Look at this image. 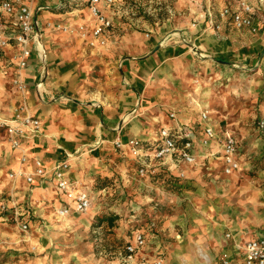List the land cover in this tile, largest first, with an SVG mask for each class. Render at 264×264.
Returning a JSON list of instances; mask_svg holds the SVG:
<instances>
[{
    "label": "rangeland",
    "instance_id": "374dc122",
    "mask_svg": "<svg viewBox=\"0 0 264 264\" xmlns=\"http://www.w3.org/2000/svg\"><path fill=\"white\" fill-rule=\"evenodd\" d=\"M4 1L0 0V20L6 28L0 35L9 40L4 45L0 44V115L6 116L11 112L17 114L21 104H27V88L23 91L20 85L24 81L21 70L27 66L28 61L25 66H21V45L17 41L20 33L16 14L18 2L14 3V11L7 12L2 7ZM175 1L124 0V7L143 9L144 17L150 22L158 19L161 22L171 19L170 16L176 11ZM36 2V6L53 3L52 8L47 10L49 11L47 17L45 11H41L44 15L37 17L35 15L38 28L29 35L30 50L36 49L40 53L37 49L38 41L51 44L57 53L61 45L81 42L88 48H83L85 55L101 54V50L107 45L106 39L104 44L91 46L89 39L81 36V25L89 26L93 19L88 8V0H36ZM179 2L180 7L186 9H184L186 14L183 15L189 18L186 24L192 31L188 34V28L168 26V30L161 34L163 36L160 37V45L149 52L151 55L165 45L183 44L191 56L193 77L187 81V87L190 89L188 92H181L185 96L184 108L177 110L176 114L171 112L175 114L174 117L166 112V118L172 119L174 125L160 123L155 128L153 137L149 139L134 136L124 140L122 135L110 132L107 140L103 142L110 145L115 152L114 158L108 154L109 160H101L99 165H92L88 161L90 158L88 154L91 153L89 150L99 146L94 144L95 141L89 142L85 146V151L80 150L77 153V155L83 153L81 158L86 169H81L80 162H74L73 167L71 164V178L75 184L89 193L92 206L85 212L68 215L70 217L65 220L61 219L64 215L60 213L63 206L57 207L55 199L36 201L32 208L33 213L31 212L27 221L22 222V216L17 213L20 212L18 208L14 209L12 215L11 211H8L10 206H18L23 210L28 208L23 200L28 195L30 198L33 186L22 185V190L29 191L27 193L21 189L15 190L14 187L7 188L8 180L11 181V186L15 182L11 179L15 175L11 176L13 173L10 168L0 170V264H155L159 261V264H216L219 260V257H215L216 247L206 249L210 257L214 255L211 260H206L205 256L195 251L182 253L181 244L185 240V233L205 229L211 231L209 225L216 226V217L222 215V212L224 214L232 212L231 210H237L241 219L244 218V211L256 214V228L259 229L257 231L264 228L263 218L260 217L264 215L262 204L255 203L254 200L239 201L236 194L238 191L232 190L239 189L238 183L249 182L253 185L252 192L258 194L256 200H260L259 195L264 192V135L257 128V120L264 117L261 108L264 104V83L261 85L260 81H255L253 77L261 70L260 76L264 80L262 73L264 48L260 54L263 59L256 58L255 64L243 68V63H236L237 67L232 71H225L223 77L219 75L211 78L209 76L211 73L204 67L208 65L206 60L213 58L205 55L196 38L201 33L196 32L199 30L197 23L204 16H200L199 12H203L207 17L208 25L204 23L203 30L219 32L227 26L232 30L244 29L247 35L264 32V0H249L254 7L252 26L240 29L234 25L231 15L221 14L223 8L227 6L232 10L238 9L239 0ZM33 4L30 5L33 7ZM83 8L87 9L88 17L78 21V12ZM160 22L157 21L158 24L155 25H160ZM13 25L16 27L14 30ZM146 32L148 30L144 31ZM202 39L200 37V40ZM14 46L19 51L12 54L6 51V48ZM221 63L230 66L233 62L224 59ZM82 77L84 80L80 84L81 89L87 94L80 97L83 98V103L94 105L96 101L93 98L94 91L98 85L106 81L107 76L102 75L98 68L92 67L90 72L86 71ZM124 82L127 83L125 80ZM24 83L27 87V83L25 81ZM208 92L209 97L212 94L218 98L219 102L215 103L219 104L216 105L218 112L211 113L209 108H204L203 100L208 98H206ZM221 111L224 112V116L230 115L236 124H240L236 134L239 170L226 173L224 168H220L219 176L215 177L214 181L209 180L208 176H201L200 180H195L191 171L198 167L197 163L181 164L177 167L178 172L173 174L166 166L157 163L160 159L153 157V147L159 140L162 128L177 129L180 134L191 132L192 149L198 163L199 159L213 155L214 153H210L209 144H203V126L205 123L213 125L214 116H218L223 120L216 124L220 129L226 128V119L219 115ZM202 112L209 114L208 121L202 119ZM179 114H182V117ZM117 138L121 142L120 146L116 144ZM0 139L7 140L11 147L7 135L6 140L1 136ZM132 139L138 140L139 144L136 146L130 144ZM260 142L263 145L261 149ZM147 145H150L151 151L147 150ZM221 149L219 146L218 152L221 153ZM142 168L145 169L143 173ZM229 178L236 184L230 185ZM222 184L226 189L225 200L217 202L219 191L216 187ZM28 205L31 206L32 203ZM26 214L23 217H26ZM22 223L27 224V229L22 228ZM138 232L143 233L145 243L138 248L133 260L126 261V246L133 243V234ZM144 233L148 236L153 235L160 243L159 248L153 253L148 248L143 251L145 246L149 244L150 248L153 244L149 243V238ZM178 233L181 234V238L177 237ZM227 234L229 233H224L225 237Z\"/></svg>",
    "mask_w": 264,
    "mask_h": 264
},
{
    "label": "crops",
    "instance_id": "0c3cea01",
    "mask_svg": "<svg viewBox=\"0 0 264 264\" xmlns=\"http://www.w3.org/2000/svg\"><path fill=\"white\" fill-rule=\"evenodd\" d=\"M179 1L181 0L175 1V5L178 7L176 6L175 13L170 16L171 19L161 22L160 19H156L160 25H155L158 24L155 20L150 22L146 19L143 9L124 7V0H114L111 5L101 3L102 11L112 22V26L105 36L107 45L101 50V54L85 55L83 48H88L85 43L81 42L61 45L58 53L53 50L51 44L46 42L37 48L40 53L36 49L31 50L32 55L30 54L27 59V66L22 68L21 76L28 85L26 91L28 112L40 119L41 131L37 136L23 138V150L27 156L26 162L20 161V152L10 147L6 140L5 129L0 127V136L6 140L0 139V170L7 167L15 174L14 178L11 177L15 182L11 186V181L8 180L7 188L14 187L15 190H22V185L33 186L30 198L28 195L23 200L28 208L23 210L18 206H10L8 211L10 210L12 215L14 209L18 208L19 210H17L20 212L17 213L22 216V222L27 221L33 213V205L35 206L36 201L40 202V200L55 199L57 207L60 208L61 205H64L65 198L57 189L54 181L39 177L35 178L33 183H28L25 180L24 175L34 170V159L38 158L46 164H51L54 161L68 158L71 177V164L73 167L74 162H80L81 169H86L83 167V159L81 158L83 153L78 155L77 153L80 150L85 151V146L89 142L95 141L94 144L99 146H94L89 150L91 153L88 154L90 156L88 161L92 165H99L101 160H109L108 154L113 155L114 158L115 152L110 145L103 142L107 140V135L110 132H113L114 135H122L124 140L134 136L149 139L153 137L155 128L160 123L169 124V126L174 125L172 119L166 118V112H175L176 114L177 110L184 108L183 99L185 96L181 92H188L190 89L187 87V81L193 77L190 65L191 56L188 55L189 52L183 44L165 45L151 55L149 52L160 45V37L163 36L161 34L168 30V26L188 28V34L192 31L186 24L189 18L187 15H183V13L186 14V9L180 7L181 2ZM52 3L40 5L44 9L36 11V17L42 14L41 11L47 12L45 14L47 17L49 12L47 10L52 8ZM36 5L37 2H34L33 6ZM75 13L77 14V11ZM78 14V21L88 17L86 8L80 9ZM199 14L204 16L197 23L199 30L196 32L200 31L201 33L196 38L200 42V47L204 49L205 55L213 58L206 60L208 65L204 67L208 73H211L209 75L211 78L219 77V75L223 77L226 74L225 71H232L237 67L236 63H243L242 67L246 68L247 65L255 64L256 58L263 59L260 54L264 48V32L247 35L244 29L243 31L232 30L227 26H224L219 32L203 30L204 23L208 25L207 17L203 12H199ZM168 21L170 22L168 23ZM15 28L13 25V30ZM145 30L148 32L144 33ZM146 34L148 36H145ZM200 37L203 39L200 40ZM6 51L12 54L19 50L14 46L6 48ZM232 56L235 58H231ZM224 59L233 63L230 66L226 65V67L225 64L221 63ZM92 67L98 68L102 75L107 76L106 81L98 85L94 91L93 98L96 100L94 105L93 103H83V98L80 97L87 94L85 90L81 89L80 84L84 80L82 76L85 75L86 71L89 70L90 72ZM262 73L264 76V59ZM260 75H262L261 70L253 77L262 85L264 80ZM40 84L41 86L38 87ZM209 92L206 96L208 98L203 100L204 108H209L211 113L218 112L216 105L219 104L215 103H218L219 100L211 93L209 97ZM261 108L264 111V104L261 105ZM132 112L134 113L131 114ZM15 114L11 112L6 116L0 115V122H11L14 120ZM219 115L224 116V112L221 111ZM179 116L182 117V114ZM214 117L215 120L213 119L214 122L211 125L216 135L209 140L208 145L210 153L214 154L199 159V163L197 161L198 167L191 171L195 180H200L201 176H208L209 180L214 181L215 177L219 176L218 171L221 170L220 168H224L222 154L218 152L223 141V132L228 130L235 138L238 133L237 128L240 124H236L230 115L224 116L227 126L224 129H220L217 125L223 119L218 116ZM259 147L260 149L263 147L261 142ZM146 148L150 150V145H147ZM157 163L166 166L172 174L178 172V166L186 164L178 153L165 156ZM231 179L229 178L230 185L236 184ZM197 185L200 184L197 183ZM75 186L78 189L82 188L77 184ZM224 187L223 184L216 187L219 191L217 202L225 200L226 189ZM237 187L239 189L232 190L239 192H236L239 201L254 200L255 203L262 204L264 209V192L259 195L260 200H256L258 194L252 192V184L242 182L238 183ZM22 192L27 193L29 191L26 189ZM90 199L92 206L91 196ZM30 203H32L31 206L28 205ZM231 211L227 214L222 212V215L217 216L216 226L210 227L212 225H209L211 231L205 229L185 233V240L181 244L182 253L195 251L205 256L206 260H211L214 255L211 254L210 257L206 249L212 246L216 247L215 257L217 258H220L222 254L239 258L244 243L257 237L264 228L257 231L259 229L256 228V214L244 211V218L241 219L237 210ZM76 212L72 210L64 217H70L68 215H74ZM25 214L27 216L23 217ZM260 217L263 218L261 219L264 222V215ZM259 223L262 224L261 221ZM224 233H229V236L225 237ZM135 235L136 233L133 234V239ZM145 236L149 238V243L153 244L150 248L148 247L149 244L145 246L143 251L148 248L153 253L159 248L160 243L153 235L145 234ZM177 237L181 238V234L178 233Z\"/></svg>",
    "mask_w": 264,
    "mask_h": 264
},
{
    "label": "built area",
    "instance_id": "2783aa9c",
    "mask_svg": "<svg viewBox=\"0 0 264 264\" xmlns=\"http://www.w3.org/2000/svg\"><path fill=\"white\" fill-rule=\"evenodd\" d=\"M36 0H5L2 7L7 12L14 11V3L18 2L16 8L17 20L20 25V33L17 36V41L21 45L22 57L20 58L21 66H25L28 57L31 54V50L28 48L29 35L34 33L38 28L37 20L35 18V12L44 9L43 6H31ZM105 3L111 5L114 0H88V8L93 17L91 26L81 25V36L89 39V44L95 46L98 44H104L107 31L112 26L111 20L104 14L100 5ZM253 5L249 0H239V8L232 10L230 7H225L222 10V15H231L232 21L237 28L251 27ZM6 26L0 20V34L4 32ZM9 39L1 37L0 44L4 45ZM23 91L26 90V84L20 85ZM174 117L175 114L171 113ZM202 119L208 121L210 119L207 112H202ZM0 127L5 129L6 135L11 143V147L20 152V161L22 163L27 161V156L23 150V138L29 136H37L41 131V121L39 118L31 115L28 112L27 105L21 104L20 111L15 114L14 120L7 123H1ZM257 128L261 134L264 135V117L257 120ZM191 133V132H190ZM180 134L177 129L162 128L160 131L159 140L154 148L153 157L157 159H163L165 156L178 153L182 160L190 164H196V156L193 153V144L191 134ZM203 144L208 145L209 140L214 138L216 133L210 123H205L203 126ZM118 146L121 145L119 138L116 140ZM130 144L136 146L139 144L138 140H130ZM221 154L224 162V171L226 173H232L239 168V162L236 157L237 153V140L233 134L228 130L223 132V141L221 142ZM34 170L31 173L24 175L25 180L28 183H33L35 178L41 179L49 178L54 181L57 189L61 195L65 198L64 205L60 209L62 215L70 213L72 210L77 212H85L91 206V199L88 192L83 189L76 188L74 181L70 177V164L69 160L62 159L46 164L41 159H34ZM144 168L141 172H144ZM20 173V172H18ZM15 174H11L14 176ZM3 207H5L3 205ZM27 224L22 223V228L27 229ZM227 237L229 234L226 235ZM145 238L143 233L138 232L133 243L126 246L127 256L126 261L133 260V256L138 251V248L143 246ZM156 262L155 264H159ZM217 264H264V229L258 234L257 237L247 240L243 247L242 253L239 258L230 257L226 254H222Z\"/></svg>",
    "mask_w": 264,
    "mask_h": 264
},
{
    "label": "bare ground",
    "instance_id": "6f19581e",
    "mask_svg": "<svg viewBox=\"0 0 264 264\" xmlns=\"http://www.w3.org/2000/svg\"><path fill=\"white\" fill-rule=\"evenodd\" d=\"M41 44H42V43L38 41V42H37V48L40 47ZM204 85H206V84H204ZM40 86H41V84H40L38 87H40ZM156 120H157V119H156ZM232 176H233V175H232ZM53 213H54V212H53ZM53 213H52V214H53ZM55 216H56V215H55ZM53 217H54V216H53ZM61 219H64V220H65V219H67V217H64V218H61ZM60 221H61V220H60ZM75 221H76V220H75ZM65 224H66V223H65ZM74 224H75V223H74ZM75 225H77V224H75ZM72 226H73V225H72ZM81 226H82V225H81ZM76 227H77V226H76Z\"/></svg>",
    "mask_w": 264,
    "mask_h": 264
}]
</instances>
